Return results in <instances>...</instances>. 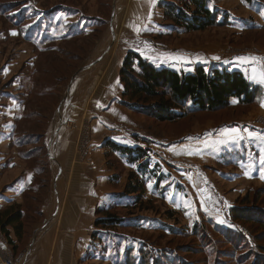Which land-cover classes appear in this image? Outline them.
Wrapping results in <instances>:
<instances>
[{"label":"rangeland","instance_id":"obj_1","mask_svg":"<svg viewBox=\"0 0 264 264\" xmlns=\"http://www.w3.org/2000/svg\"><path fill=\"white\" fill-rule=\"evenodd\" d=\"M134 1L0 0V207L8 206L22 188L20 202H12L24 206L27 228L33 220L35 224L43 220L37 212L56 178L51 166L59 165L49 158V149L53 152L59 118L66 117L62 107L73 82L83 80L82 99L88 98L91 87L95 88L91 98L98 97L104 84L113 90L117 87L118 94L121 83L115 63L128 50H137L146 61L157 64H165L166 56H172L178 59L175 63L181 62L180 71L186 72L199 65L208 71L218 67L251 72L264 64V60L248 64L237 59L264 58V0H256L253 6L243 0H209L225 23L191 33L165 17L164 0H159L154 8L148 6V19L141 16L142 22L151 15L160 19L147 34L127 27L128 19L137 20ZM87 32L91 36L82 37ZM105 32L110 38L108 51L100 60H90L91 55L85 59L89 47ZM45 34L54 41L39 45ZM68 38L71 41L66 42ZM99 66L107 73L102 75L101 70L95 82L83 79V73ZM262 101L249 106L232 102L226 110L191 114L175 123L135 115L141 125L131 138L139 143L136 148L146 151L144 162L159 168L157 175L149 184L109 154V169L116 173L111 178L116 196L124 192L131 173L142 182L143 192L139 200L136 195L98 211L97 220L113 214L122 223L93 228L83 264H255L258 259L264 264L260 223L264 220V165L260 162L264 143L247 135L249 131L264 135ZM233 128L244 138L222 135ZM189 149L196 154H186ZM55 185L51 191L59 209L66 196ZM44 188L46 195L39 192ZM234 214L244 217L236 220ZM0 242L2 259L15 264L19 255L13 258L1 231Z\"/></svg>","mask_w":264,"mask_h":264},{"label":"crops","instance_id":"obj_2","mask_svg":"<svg viewBox=\"0 0 264 264\" xmlns=\"http://www.w3.org/2000/svg\"><path fill=\"white\" fill-rule=\"evenodd\" d=\"M134 2L136 5L133 3L132 8L135 11L134 17L136 16L137 20L132 22L128 19L127 27L136 34H147L148 29L153 28L151 24L153 23L157 26L160 19H156L151 15L149 20H143L142 22L141 16L144 15V18H147V12H150L151 8H154L159 3V0H135ZM148 6L151 8H148ZM136 27H139V32L136 31ZM90 33L87 32L86 35ZM108 36L105 32L103 37L96 42L94 49L90 53L91 56L89 55L90 60H100L102 55L108 51V43L110 42ZM131 51L139 53L137 50ZM127 52L117 58L115 63L116 74L119 73ZM166 57L165 64H157L155 61L148 60L157 68L182 70L180 68L182 67L181 62L175 63V60L178 59L172 56ZM246 63L250 64V62ZM99 67H93L81 76L87 81L90 78V81H93L94 77L96 80V77H99V73L103 72L102 75L107 73L106 70L103 71L101 66ZM229 70L241 71L251 83L264 87V84L261 85L249 79L252 71L247 72L239 68ZM82 81L73 82L69 91V96L72 99L70 97L67 98L66 104H63L62 107V115L66 110V117L65 119H63V116L59 118L58 126L60 128L55 130L56 138L52 147L53 152L49 149V158L53 161L56 160L59 165L51 166L56 173V178L53 180L51 188H49L46 200L41 204L40 210L43 220L40 224L37 222L33 227L32 239L19 254L15 264H83L85 250L92 241L91 235L95 227L98 211L116 203L115 201L120 203L126 198L133 199V196H136H124V192L116 196L117 188L111 181V178L116 173L109 169L108 156L112 154L115 158L119 157L127 170L136 171L137 174H139V166L142 162L129 163L127 156L112 151L111 148L105 146V142L112 141L120 146L129 148L139 147V143L131 138V135L135 136L140 130L141 119L121 105L123 93L121 84L118 88V94L115 93L117 87L114 86L113 90L107 84H104L102 87L100 86L103 91L101 90V94L98 97L95 99L91 98L95 89L92 90L93 87H91L88 92V98L83 97L82 99L80 97L82 91L80 92L79 90L82 88L80 85ZM72 95L74 96L72 97ZM77 96L80 100L75 101ZM119 125L126 126L129 131L118 130L117 126ZM134 166H136L135 170H133ZM153 169L149 166V170ZM153 175L149 174L147 176V183H152L150 181L153 180ZM60 177L61 180H58ZM55 180L58 181L55 182ZM55 183L57 191L60 188L63 189V193L66 196L65 202L61 204L59 209L57 207L58 202L55 203L53 191H51V189L54 190ZM21 191L22 188L20 195L12 198L11 202L8 201V205L16 201L20 202L23 197ZM129 204L130 202H127L126 205ZM2 208L0 207V209ZM11 238L18 244L13 232H11ZM0 245L3 247L1 242ZM13 258L16 259L14 256Z\"/></svg>","mask_w":264,"mask_h":264},{"label":"trees","instance_id":"obj_3","mask_svg":"<svg viewBox=\"0 0 264 264\" xmlns=\"http://www.w3.org/2000/svg\"><path fill=\"white\" fill-rule=\"evenodd\" d=\"M243 1L248 6H253L256 2V0ZM161 8L164 10L167 19L188 33L203 32L225 23V20H219V15L217 11L211 8L209 0H164ZM89 36L84 34L82 37L89 38ZM54 39L52 35L45 34V39L40 40L39 45L47 44ZM68 39L64 40L66 42L71 41ZM94 47L95 44L89 47L85 59ZM49 49L50 47L45 52H48ZM119 79L123 87L121 105L134 115L162 124L175 123L195 113H213L226 110L234 99L238 101L240 106H249L264 100L263 89L251 83L241 71H231L218 67L208 71L201 65L195 67L191 72L157 68L135 51L127 52L119 72ZM105 146L114 152L127 156L129 163L144 162L145 159H148L146 151L138 148L120 146L112 141H106ZM149 166L150 163L147 164V162L139 166V174L146 181L149 174H154L153 179L157 175V169L149 170ZM159 181L160 179L157 180L156 185L158 189L160 188ZM142 189V182L134 173H131L123 195H138L139 200L143 192ZM44 191L46 195L48 192L46 188L39 189L41 193ZM26 215L24 206L17 203L0 209V231L7 239L15 257L22 252L19 251L20 247L24 248L28 244L25 243L27 233L29 232V236H31L32 227L36 222L33 220L32 227L27 228ZM37 216L42 217L40 209ZM234 217H237L236 220H240L244 216L234 214ZM260 217L258 216L259 220H261ZM121 223L122 219L113 214H107L95 222V227L115 228ZM260 223L264 227V220ZM11 232H13L18 244L11 238ZM257 261V264L262 262L260 259Z\"/></svg>","mask_w":264,"mask_h":264},{"label":"snow or ice","instance_id":"obj_4","mask_svg":"<svg viewBox=\"0 0 264 264\" xmlns=\"http://www.w3.org/2000/svg\"><path fill=\"white\" fill-rule=\"evenodd\" d=\"M136 31L139 32L140 29L139 27H136ZM13 35H16V33H12ZM215 59H219V57H215ZM238 60L242 61V62H258L261 60H264V58H259V57H238ZM249 79L252 80L255 83H260V84H264V64H261L259 68H253L252 69V73L249 76ZM233 103H237V100H233ZM261 106L264 107V101L261 102ZM222 135H226L229 136L230 139L232 140H238V139H243L244 137L240 135V131L239 129L233 128V129H225L222 133ZM249 138H255L259 141H261L262 143H264V135H258L257 133L251 132L249 131L247 133ZM191 139V138H189ZM186 154H196L193 150L189 149L187 151ZM261 164L264 165V157H261ZM247 175V173H246ZM262 179H264V175L261 176ZM31 178L29 177V180ZM151 186V185H149ZM221 223H223V221H221Z\"/></svg>","mask_w":264,"mask_h":264},{"label":"built area","instance_id":"obj_5","mask_svg":"<svg viewBox=\"0 0 264 264\" xmlns=\"http://www.w3.org/2000/svg\"><path fill=\"white\" fill-rule=\"evenodd\" d=\"M117 128H119V130L124 129V127H122L121 125L117 126ZM0 264H13V262L10 260L9 261L3 260L0 255Z\"/></svg>","mask_w":264,"mask_h":264}]
</instances>
